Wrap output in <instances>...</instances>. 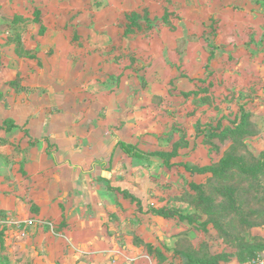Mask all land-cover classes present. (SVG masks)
I'll use <instances>...</instances> for the list:
<instances>
[{
	"label": "crops",
	"instance_id": "crops-1",
	"mask_svg": "<svg viewBox=\"0 0 264 264\" xmlns=\"http://www.w3.org/2000/svg\"><path fill=\"white\" fill-rule=\"evenodd\" d=\"M197 1L221 17L233 1L256 15L253 0H0V80L14 82L0 102V264L131 262L151 210L125 179L141 158L121 135L120 48L131 20L150 31L148 63L169 68L166 50L190 47Z\"/></svg>",
	"mask_w": 264,
	"mask_h": 264
},
{
	"label": "rangeland",
	"instance_id": "rangeland-1",
	"mask_svg": "<svg viewBox=\"0 0 264 264\" xmlns=\"http://www.w3.org/2000/svg\"><path fill=\"white\" fill-rule=\"evenodd\" d=\"M253 1L251 18L242 3H229L234 18L195 2L190 47L168 48L169 68H152L150 31L127 24L120 129L147 157L125 179L151 210L129 264H248L264 254V0ZM13 83L0 80V102Z\"/></svg>",
	"mask_w": 264,
	"mask_h": 264
},
{
	"label": "built area",
	"instance_id": "built-area-1",
	"mask_svg": "<svg viewBox=\"0 0 264 264\" xmlns=\"http://www.w3.org/2000/svg\"><path fill=\"white\" fill-rule=\"evenodd\" d=\"M26 224L30 227L34 226L33 221H28ZM248 264H264V255H261L257 259L250 261Z\"/></svg>",
	"mask_w": 264,
	"mask_h": 264
},
{
	"label": "trees",
	"instance_id": "trees-1",
	"mask_svg": "<svg viewBox=\"0 0 264 264\" xmlns=\"http://www.w3.org/2000/svg\"><path fill=\"white\" fill-rule=\"evenodd\" d=\"M6 124H7V122H6ZM135 156L138 157V158H141V159H144V157H147V156H145L143 153H139V152H136ZM136 201H137L138 203L140 202V201L137 200V199H136ZM152 213H154V214H156V215H159L161 212L152 211ZM164 216H166V214H165ZM252 260H254V259H252Z\"/></svg>",
	"mask_w": 264,
	"mask_h": 264
}]
</instances>
